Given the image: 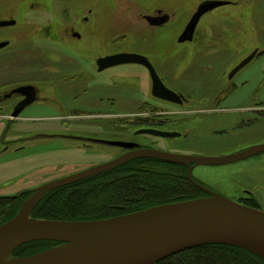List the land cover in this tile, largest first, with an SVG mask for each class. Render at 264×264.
<instances>
[{
	"label": "rangeland",
	"instance_id": "374dc122",
	"mask_svg": "<svg viewBox=\"0 0 264 264\" xmlns=\"http://www.w3.org/2000/svg\"><path fill=\"white\" fill-rule=\"evenodd\" d=\"M208 1L213 0H0V21L16 22L0 28V44L8 42L0 50V197L32 190L17 215L0 227L16 221L25 203L37 205L45 197L35 194L38 187L125 155L128 150L115 142L205 157L245 154L228 165H192V175L209 191L264 212V152L252 155L264 145V0H219L230 4L205 14L193 42L180 43L192 16ZM159 11L171 20L152 27L146 17ZM255 50L261 54L236 75L232 97L221 107L209 105L208 99L225 96L223 81ZM120 53L147 56L166 86L188 104L153 96L143 66L98 72L100 58ZM28 85L39 90L38 101L13 119L20 97L9 95ZM146 120L152 126H144ZM142 128L181 136L137 135ZM60 138L81 151H45V141ZM87 144L90 152L83 149ZM22 152L45 160L53 153L50 159L58 163L1 180L11 170L22 172L12 165ZM33 209L29 223L37 220ZM13 252L2 248L0 259L15 263Z\"/></svg>",
	"mask_w": 264,
	"mask_h": 264
},
{
	"label": "water",
	"instance_id": "95a60500",
	"mask_svg": "<svg viewBox=\"0 0 264 264\" xmlns=\"http://www.w3.org/2000/svg\"><path fill=\"white\" fill-rule=\"evenodd\" d=\"M229 4L228 1L219 0L202 4L192 16L179 42H192L201 18L208 12ZM146 20L153 26H159L165 24L169 18L148 16ZM15 24V21H0V28ZM6 46L8 42L1 43L0 50ZM257 53L258 50H255L235 67L230 78L246 67ZM129 64L143 65L149 70L153 82V96L169 102H181L180 100L184 98L166 86L156 68L143 55L120 53L98 60L99 71ZM31 90V87H23L9 95L11 97L15 93H21L33 98L31 101L26 100L20 103L15 108L12 113L13 119L18 118L21 112L33 102L35 93L31 94ZM136 134L165 139L181 136L177 132L156 128H142ZM114 145L129 149V152L81 174L44 184L35 189V194L72 185L86 177L110 171L131 160L152 158L187 166L190 181L209 196L100 221L35 220L31 222L32 225L11 227L20 218L29 203L27 202L16 221L0 227V249L11 248L14 251L25 243L39 240L65 243L61 247L34 256L19 258L16 264H158L161 260L175 254L213 244L245 247L264 257L258 251L264 252V212L209 191L197 183L192 175V165H228L239 162L247 155L205 157L140 148L134 142H115ZM263 152L264 145H260L254 148L252 153ZM36 203L32 206L30 213Z\"/></svg>",
	"mask_w": 264,
	"mask_h": 264
},
{
	"label": "trees",
	"instance_id": "16d2710c",
	"mask_svg": "<svg viewBox=\"0 0 264 264\" xmlns=\"http://www.w3.org/2000/svg\"><path fill=\"white\" fill-rule=\"evenodd\" d=\"M143 125L152 126L147 120ZM31 194L32 190H25L21 196L0 197V226L17 215L21 199ZM205 197L208 194L190 181L187 166L143 158L47 192L32 216L50 221H100ZM242 204L258 209L253 203ZM63 243L31 241L16 248L13 257L34 256ZM158 264H264V257L245 247L213 244L175 254Z\"/></svg>",
	"mask_w": 264,
	"mask_h": 264
},
{
	"label": "crops",
	"instance_id": "0c3cea01",
	"mask_svg": "<svg viewBox=\"0 0 264 264\" xmlns=\"http://www.w3.org/2000/svg\"><path fill=\"white\" fill-rule=\"evenodd\" d=\"M45 142H47V144H45V148H47L45 151H48L49 153H50V151H53L54 154H58L61 151H67V152L81 151V147H79V146L77 148L74 147L73 145L68 143L67 140L64 138L54 139L52 141H45ZM33 149L35 150L36 147H34ZM85 151L90 152L89 150H85ZM23 153L24 152L20 153L21 154L20 156H18V154H16L17 158L12 161L13 166H22V172L11 170V171L7 172L3 177H1V180L7 181V180L14 179V177L24 175L26 172L29 173V172L33 171L34 169H38V167H41L42 164H43V166H50V165H54V164L58 163L57 158L52 157V159H50V156L53 153H51V155L48 157L47 160H45L43 158L44 156L43 157H39L37 155L35 156L34 154H31L30 152L28 154H26V153L23 154ZM22 155H28V156L25 158V157H22ZM252 155L258 156V155H260V153H252ZM19 157H22V158L20 159ZM42 161H43V163H42Z\"/></svg>",
	"mask_w": 264,
	"mask_h": 264
},
{
	"label": "flooded vegetation",
	"instance_id": "af4514ba",
	"mask_svg": "<svg viewBox=\"0 0 264 264\" xmlns=\"http://www.w3.org/2000/svg\"><path fill=\"white\" fill-rule=\"evenodd\" d=\"M148 17V16H147ZM155 17H157V18H162V17H168L169 18V20L165 23V24H167L168 22H170V20H171V15L170 14H164L162 11H159L158 12V14L155 16ZM147 21V20H146ZM148 22V21H147ZM149 23V22H148ZM150 24V23H149ZM151 25V24H150ZM164 25V24H163ZM159 26H162V25H159ZM159 26H153L152 25V27H159ZM193 42V41H192ZM252 54H253V52H252ZM261 53H260V51L258 50V53H257V55H256V57L257 56H259ZM141 55V54H140ZM251 55V54H250ZM249 55V56H250ZM144 56V55H143ZM248 56V57H249ZM145 57H147V56H145ZM255 57V58H256ZM148 58V57H147ZM254 58V59H255ZM149 59V58H148ZM246 59V58H245ZM253 59V60H254ZM150 60V62L153 64V66L155 67V65H154V63L152 62V60L151 59H149ZM252 60V61H253ZM243 61V60H242ZM242 61H240L235 67H237ZM251 61V62H252ZM250 62V63H251ZM249 63V64H250ZM98 64V63H97ZM248 64V65H249ZM140 66H143V65H140ZM143 67H145V66H143ZM234 67V68H235ZM146 68V67H145ZM156 68V67H155ZM234 68L232 69V71L234 70ZM245 68V67H244ZM243 68V69H244ZM147 69V68H146ZM148 70V69H147ZM156 70H157V68H156ZM231 71V72H232ZM98 72H103V71H99V67H98ZM148 72H149V70H148ZM158 72V71H157ZM240 72V71H239ZM238 72V73H239ZM237 73V74H238ZM149 74H150V72H149ZM231 74V73H230ZM236 74V75H237ZM220 75V74H219ZM236 75L233 77V78H230V75H229V78H227V81H226V83H225V80L223 81V88H221V90L220 91H222L221 93H223V91L225 90V96L223 97V98H220V99H215V100H212V99H208L207 100V103L209 104V105H213V106H218V107H221V106H223V104L225 103V102H227L231 97H232V95H233V93L234 92H236V90L238 89L237 88V85H235L233 82H234V78L236 77ZM150 77H151V75H150ZM223 77L225 78V74H223ZM162 79V78H161ZM151 81H152V78H151ZM164 82V81H163ZM152 84V88H153V82L151 83ZM23 87H31V94H33V93H35V97H34V100H33V102L29 105V106H31V105H33V104H35L37 101H38V98H39V90L37 89V87H35L34 85H28V86H22V87H19V88H23ZM19 88H16V89H19ZM220 89V88H219ZM13 92V91H12ZM11 92V93H12ZM10 93V94H11ZM15 96H17V97H20V100L18 101V103L15 105V107H14V109H13V112H14V110H15V108L20 104V103H22V102H24V101H26V100H32L33 98H31V97H27L26 95H23V94H21V93H15V94H13L11 97H9V99H11V98H13V97H15ZM8 99V100H9ZM160 99V98H159ZM160 100H162V99H160ZM163 101H165V102H167V103H170V104H173V105H176V106H182V105H186V104H188V102H189V100L188 99H186V98H182V100H180L181 102H169V101H166V100H163ZM29 106H27L22 112H21V114L29 107ZM12 112V113H13ZM20 114V115H21ZM20 115H19V117H20ZM18 117V118H19ZM90 139L89 140H92L91 139V136L89 137ZM137 144V143H136ZM139 145V144H138ZM86 147H84L83 149L84 150H91L92 148H90V147H88V144L87 145H85ZM139 147L140 148H145V147H143L142 145H139ZM128 150V152H129V149H127ZM127 152V153H128ZM209 196V195H208Z\"/></svg>",
	"mask_w": 264,
	"mask_h": 264
},
{
	"label": "bare ground",
	"instance_id": "6f19581e",
	"mask_svg": "<svg viewBox=\"0 0 264 264\" xmlns=\"http://www.w3.org/2000/svg\"><path fill=\"white\" fill-rule=\"evenodd\" d=\"M35 201L36 200H32L26 205V207H25L23 213L21 214L20 218L16 222H14L11 227L16 228V227H24L26 225H32L31 223L28 222V220H29V216H30V210H31L32 206L35 204L34 203ZM258 251L264 255L263 251H261V250H258ZM1 252H2V249H0V253ZM0 264H5V263L3 260L0 259ZM12 264H16V263H12Z\"/></svg>",
	"mask_w": 264,
	"mask_h": 264
}]
</instances>
